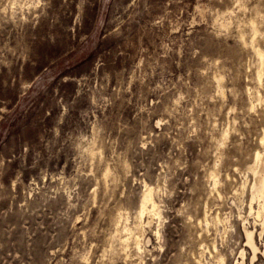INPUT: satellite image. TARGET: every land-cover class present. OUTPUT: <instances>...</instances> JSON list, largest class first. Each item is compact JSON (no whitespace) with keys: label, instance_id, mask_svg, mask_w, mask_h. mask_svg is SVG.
Instances as JSON below:
<instances>
[{"label":"rangeland","instance_id":"374dc122","mask_svg":"<svg viewBox=\"0 0 264 264\" xmlns=\"http://www.w3.org/2000/svg\"><path fill=\"white\" fill-rule=\"evenodd\" d=\"M252 42L264 0H0V264H264Z\"/></svg>","mask_w":264,"mask_h":264},{"label":"bare ground","instance_id":"6f19581e","mask_svg":"<svg viewBox=\"0 0 264 264\" xmlns=\"http://www.w3.org/2000/svg\"><path fill=\"white\" fill-rule=\"evenodd\" d=\"M254 35H256V34H254ZM252 49L254 50L255 54L257 55V58H258V61H259V65H258V69H257V73H256L257 74L256 75V77H257L256 78V81L261 82L262 81V76L264 75V54H263L262 51H260L259 49H257L254 46L253 42H252ZM253 95H254V97L256 99H258V96H255V94H253ZM249 97H251L250 98L251 100L253 99L252 96H251V94H250ZM252 102H253V100H252ZM251 106H252V104H251ZM252 107H254V106H252ZM260 143L262 144L263 150H262V152H256L255 153L253 165L249 168V172L252 174V177H253L252 184L250 185V188H249V194H250V199H249V214L250 215H255L256 218L260 219V223H261L260 224V228H261V231L259 233V237L262 235V233H264V132H263V136H262V138L260 140ZM245 183L242 184L243 185L242 186V189L245 188ZM151 194H152V192H151L150 188L147 189L146 192L144 193L143 197H142V200H141L142 202H141V206H140V210L139 211L141 212V214H143L144 212H148V213H150L152 215H155V216H158L159 217V215L157 213V209H158V207L156 205L157 203L155 204V202L152 200ZM254 201H256L257 204H258L257 205L258 206L257 207V210H255V211L253 210V208L251 206L252 205V202H254ZM138 217H140V216L138 215ZM212 219H213L215 225L216 224H220L222 222L221 219H220V217L218 215H216ZM204 223H205V225H209V223H210V221L207 219L206 216L204 217ZM243 225H244V223H243ZM139 226H140V224H139ZM244 232H245V236H246V245L251 249V251L253 253V257H254L255 256V253L258 250V248H257V246H256V244L254 242V238H253L254 233L253 232H249L245 227H244ZM140 239L141 238H139V240ZM125 245H126V243H125ZM135 246H137V245H135ZM122 247H126L127 248V246H122ZM138 248L139 247L137 246V249ZM141 249H142V247L138 249V250H140V252H138L139 254L141 253ZM121 251H122V249H121ZM240 256L242 258V256H243L242 255V251L240 252ZM200 258L198 256L193 255V257H192L193 262L192 263L193 264H202V262H201L202 260ZM219 262L222 263L223 262V259L222 258L219 259ZM236 264H239V263H236Z\"/></svg>","mask_w":264,"mask_h":264}]
</instances>
